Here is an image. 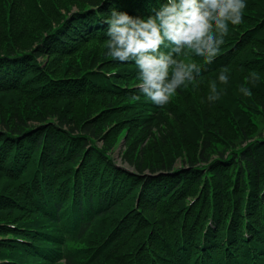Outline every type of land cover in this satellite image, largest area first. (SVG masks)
I'll list each match as a JSON object with an SVG mask.
<instances>
[{
  "label": "trees",
  "instance_id": "trees-1",
  "mask_svg": "<svg viewBox=\"0 0 264 264\" xmlns=\"http://www.w3.org/2000/svg\"><path fill=\"white\" fill-rule=\"evenodd\" d=\"M162 2L0 0V264H264V0L160 107L103 21Z\"/></svg>",
  "mask_w": 264,
  "mask_h": 264
},
{
  "label": "clouds",
  "instance_id": "clouds-1",
  "mask_svg": "<svg viewBox=\"0 0 264 264\" xmlns=\"http://www.w3.org/2000/svg\"><path fill=\"white\" fill-rule=\"evenodd\" d=\"M246 7V0H163L146 17L113 8L103 21L107 25L106 55L121 63H134L138 92L163 107L182 85L201 75L203 65L180 57L194 55L205 65L211 64L225 43L229 25L242 22ZM228 72L225 67L216 80L209 81L207 103L220 98L218 84L228 82ZM246 79L255 84L260 76L252 70ZM240 91L252 95L247 87ZM131 99L138 101L140 95Z\"/></svg>",
  "mask_w": 264,
  "mask_h": 264
},
{
  "label": "rangeland",
  "instance_id": "rangeland-1",
  "mask_svg": "<svg viewBox=\"0 0 264 264\" xmlns=\"http://www.w3.org/2000/svg\"><path fill=\"white\" fill-rule=\"evenodd\" d=\"M258 63H259V61H258ZM253 120L255 121V133L254 134L256 135L259 132H262L264 130V126L260 123V119L258 117H254ZM121 144H122V140L119 142V144H117V146L113 152V157L118 163L121 162L120 153H119V149H120ZM176 161L180 162L178 160H176Z\"/></svg>",
  "mask_w": 264,
  "mask_h": 264
}]
</instances>
